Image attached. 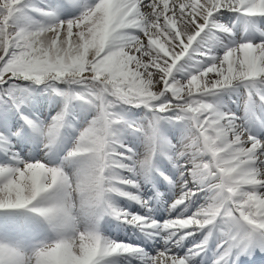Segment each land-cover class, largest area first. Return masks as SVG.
I'll return each mask as SVG.
<instances>
[{"label":"clouds","instance_id":"obj_1","mask_svg":"<svg viewBox=\"0 0 264 264\" xmlns=\"http://www.w3.org/2000/svg\"><path fill=\"white\" fill-rule=\"evenodd\" d=\"M209 3L213 11L206 9L204 13H197L203 26L191 37L185 54L209 26L218 27L224 33L231 32L223 24L214 23L221 10L264 18V0H209ZM152 12L141 8L139 0H89L72 19L78 31L70 49H64L62 42H57L59 34L53 30L64 21H36L23 41L22 52L10 57L5 65L13 74L23 72L24 68L34 69L28 78L40 79V83L67 80L85 85L84 92L72 93L70 98L87 99L94 106L95 115L76 130L60 164L36 161L42 171L32 175L39 177L38 183L25 178L5 186L6 180H0V209H27L52 233L51 238L31 247L0 242V264H103L105 258L117 254L144 255L139 248L106 236L102 231L106 219L139 225L141 230L151 229L161 235L165 249L150 257L146 264H168L170 258L164 255L168 243L182 244L196 233H203L202 239L193 245L190 256L183 257L185 264L209 245L214 233H218L220 241L217 249H222L214 264H227L240 243L233 227L237 221L245 222L249 231L255 233L256 241L264 242V141L257 139L249 127L230 119L234 115L223 111L219 104L206 100L195 106L193 102L187 104L185 118L181 120L186 126V135L179 147L171 149L174 166L181 158H186L185 165H192L191 168L180 165L185 168L180 173V192L170 205V210L184 205L183 212L162 224L156 220L144 224L142 221L147 217L132 214L117 202L119 197L133 200L135 194L128 191V187L139 188L141 181L155 170L154 156L158 151L155 125H152L144 154L126 156L121 151L126 148L122 129L130 125L115 111L119 104L139 105L163 94L157 74L149 73L145 83L132 77L135 69L130 62L126 65L130 54L135 58V51L144 47L139 32L151 34L141 62L151 63L158 56L168 54L156 43L159 41L167 49L170 40L159 28L153 32L157 22ZM194 23L184 22L183 33L195 31ZM262 43L264 41L259 44L248 41L227 47L225 56H229L233 47L240 53L235 60L229 57L228 87L234 82L239 85L264 80V55L257 56V46ZM0 47L6 55L7 42ZM23 52L28 53L26 60H22ZM145 55L147 61L143 60ZM98 67L102 71H95ZM67 115L63 110L42 130L45 147L57 143ZM156 115L154 113V117ZM50 128L54 129V136L48 135ZM125 171L131 175H124ZM185 173L188 180L182 179ZM189 182L193 187H187ZM200 192L205 193L203 202L186 214L188 204Z\"/></svg>","mask_w":264,"mask_h":264},{"label":"bare ground","instance_id":"obj_2","mask_svg":"<svg viewBox=\"0 0 264 264\" xmlns=\"http://www.w3.org/2000/svg\"><path fill=\"white\" fill-rule=\"evenodd\" d=\"M34 2L38 3V5H41L44 8L47 7L49 9H52V17L55 18L51 19L50 22L61 21L58 20L56 11H53V9H56L58 5L57 0H35ZM74 2L76 4V7L80 8V5H82L83 3L85 4V2L89 3V0H74ZM161 2L165 5V9H168V6L170 4L180 3L181 0H161ZM83 7L84 6H82V9ZM44 8L39 9L42 11H37L38 9H34V11L37 15L42 16V13L49 12ZM236 14L238 13L227 9L221 10L220 13L216 14V20L214 23H228L231 32L225 33L226 35H224L221 40H219V42L211 44V47L209 49L203 47V51L206 50L208 53L213 52L214 56H222L227 47L235 46L236 44L248 41L256 44L264 41V18L239 17L234 24H230L231 18L235 17ZM176 23L177 21L175 19L168 20V25L173 30L176 29ZM214 29H216L217 32L221 33L220 28L215 27ZM206 34H209L208 28H205L204 32L201 33L199 37H197V39L193 42L192 48L195 44L200 43L202 41L203 35ZM156 43L162 51H167L165 46L163 44H160L159 41H156ZM195 55L202 56L201 52H195ZM210 57V55L203 57L205 58V61L207 60L205 63L203 61L193 59V66L189 67V69H179L178 73L180 77L183 78L182 82L186 81L193 72L201 70L207 63H209L211 59ZM256 82L259 85V88H257L256 90L258 91V93H260L261 96H264V80L257 79ZM238 89L239 88L236 87V83L234 82L231 87L219 91L216 94V100L219 102V105L221 106L223 111L232 112L233 115L235 114V122L238 125L249 127L252 133L257 137V139L264 141V115H261V118H258L257 113H246L241 110L240 106L237 103L233 102L238 94ZM23 95L24 97L21 103L24 107H27L29 109H27V111H30L33 114L32 116L35 118V120H30L25 115H23V113H21L22 111H20L19 113L21 114V119L18 120L21 121V130L13 133L12 131H10L9 127L11 126V123L13 124L16 122L17 118H12L10 111L6 110V105H1L0 135H3L0 136V151L3 150L4 147H16L15 145H11V141L14 139L18 140L25 134L28 135L29 140H27L26 143H20L17 147L19 151H21V154L10 153L8 158L0 160V166L16 168L22 167L25 163H31L35 161H40L48 165L60 164L61 158L63 157L60 156L62 155L60 153L65 152L69 141L73 139L71 135L73 129L69 128L66 125L62 129V133L57 143L51 145L50 147H45V138L42 135V130H46L47 127H44L43 119L48 116V114L54 109L52 103L53 101L50 102L51 100H48V96L43 97L40 93H36V90L32 91L31 93L25 91L23 92ZM248 100L253 108L254 106H259V101L257 99H254L253 96H250ZM213 103L215 102L213 101ZM56 109L57 110H54V112L57 113L55 116L63 111L61 109L58 110V108ZM135 110L136 109L127 111V119L132 118ZM80 111V109L79 112L71 111L70 115L68 114L67 116H78L81 113ZM89 115H91V113H89ZM78 118L79 119L76 120V124L82 122L83 116H78ZM165 118H168L167 115L165 116ZM27 121H32V124L30 125ZM140 129L143 130V127H141ZM161 132L162 135L157 139L158 151L155 154L154 163H156L157 165L166 163V173L170 176H177L179 179L178 181H181L180 173L184 171L185 168L180 167V165H185L186 158H181L177 162V165L174 166L172 163V157L174 153L171 151V149L172 146H180L186 135V126L183 122H178L177 120L176 122H174V124H167ZM65 133H70V136H68L69 138L66 143L62 142L65 139V137H63V134ZM149 133V129L147 130V132L145 131L143 133H139V139H137L136 141L138 148H140L141 150H146L149 144ZM125 143H127V147L121 149V151L125 152L126 156L132 155V153L137 154L140 151H138L137 148L135 150V146L132 147V142L129 141ZM128 149H131L132 152H128ZM40 152L43 154L42 157L40 156ZM185 167L191 168L192 165L186 164ZM123 174L126 176L131 175L127 171L123 172ZM182 179H189L187 173H185ZM188 187H193L191 182H189ZM127 190L137 195L140 198L139 202L123 197L117 198V202L121 208L126 209L132 214L136 213L137 215L148 217L150 218V220H156L162 224L165 220L175 218L177 215L183 212V207L178 210H170L171 203L167 205V199L172 193L170 194L169 190L167 189L165 180L161 178V176L157 175L155 171H152L145 180L141 181L139 188L128 187ZM204 195V192H200L193 197L192 202L188 204V213L186 214H190L193 207H197L203 202L202 198L204 197ZM0 210L6 211L7 213H12L15 211H19L21 213V228L16 231H10V233L19 235V238L22 241L21 244L27 247H31L40 241L51 238L52 233L49 231L48 226L39 217L30 213L27 209ZM2 229L3 225L0 223V231ZM138 229L140 228L136 225L124 224L114 219H106L102 226V231L106 236L120 242L131 244L132 246L141 249L144 255L117 254L115 256L105 258L103 264H145L148 257H154L159 251H163L165 249V243L161 238V235L156 234L154 230L145 229L139 231ZM33 234H39L40 237L35 238V241H31L29 238H33ZM199 236L200 233H196L194 236L186 238L182 244H176L170 241L167 245L169 254L180 256L183 245L193 249V245L195 244L194 240L198 239ZM145 248L150 249L154 252V254L147 256L144 250ZM243 255L246 258H244V261L241 264H264V242L254 241L253 244L248 248V250L243 252ZM247 258L250 260V262H248ZM194 259L195 257H192L189 261V264H204L203 262H194Z\"/></svg>","mask_w":264,"mask_h":264},{"label":"snow or ice","instance_id":"obj_3","mask_svg":"<svg viewBox=\"0 0 264 264\" xmlns=\"http://www.w3.org/2000/svg\"><path fill=\"white\" fill-rule=\"evenodd\" d=\"M139 3L141 8L147 9L149 12L155 9V11L152 12V16L157 23L153 25L152 30L155 32L157 28H159L161 33L166 34L170 40L167 46V55L162 54L151 63L141 62L140 57L147 49L151 34L145 35L144 32H139L144 41V47L139 51H135V58H132L130 54L129 60L126 61V65L130 62L131 68L135 69V71L131 73L132 77L136 80H144L145 83H147L146 78L149 73L157 74L160 77V88L163 90V94L160 95L158 99L156 97H150L139 105L148 107L153 113H156L157 115L154 117L156 122L161 119L159 114L169 112L174 113V118L181 121L185 118L184 113L187 110V104L189 102H193V106H195V104H198L201 100H205V97L214 96L219 91L229 86L230 75L228 60L229 57L235 60L237 55H240L239 50L237 47H233L229 56H225L224 53L226 49L222 56H212L209 63L201 70L191 74L186 81H176L173 75L174 69L178 62L190 54L192 46L187 48V54H185L186 47L191 37L195 35V32L200 30L199 26H203V20L197 13H204L206 9L213 11V5L209 3V0H181L180 3L170 4L168 9H165V5L161 0H139ZM21 4L22 0H0V44H3L5 41L7 42L6 55L4 54L3 48L0 47V56L3 57L0 59V82L16 78L40 83V79L33 80L28 78L30 73L34 70L32 68H24L23 72H15V74L5 69V65L8 63L10 57L16 53L22 52L23 41L27 39V34L29 32V28H13L10 23L17 16V13L21 11ZM37 11L42 10L38 9ZM47 13L53 15L51 12ZM169 19H175L177 21L175 30L169 27ZM193 21H195L193 25L195 31L190 34H184L181 29L182 24L184 22L192 23ZM53 30L59 34L57 42H62V47L64 49H70L78 31L75 21L72 19L66 20L63 23L55 25ZM178 32L179 36L177 35ZM181 41H183V43H181ZM257 48V56L264 55V43L258 45ZM153 55H155V53H153ZM27 56L28 53L23 52L22 60H26ZM143 60L147 61L148 57L145 55ZM208 69L211 70L206 71ZM89 70L93 71L91 66H89ZM60 71L64 72L65 70L60 69ZM95 71L100 72L102 69L98 67ZM127 71L128 68L126 66L125 72L127 73ZM194 78L197 79L194 80ZM229 118L233 121L236 120L234 116ZM27 122L30 125L32 124V121ZM54 134V129L50 128L48 130V135L54 136ZM39 171L42 170L39 168L36 161L25 163L22 167H0V180H6L5 186H8L13 181L19 183V181L25 178L34 179L38 183L39 177L33 176L32 174ZM165 179L168 178L165 177ZM132 199L138 202L140 200L137 195H133ZM181 207L184 208V205L176 207L175 210ZM142 223L148 224L151 223V220L147 217ZM137 226L139 227V225ZM233 227L240 237L238 249L241 252L248 250L253 242L256 241L255 233L249 231V226L242 221L235 222ZM139 251L142 252L141 249H139ZM164 255L170 258L168 264H185L183 256L171 255L168 250L164 251ZM172 257H175V259H171ZM149 259L150 257H148L146 261Z\"/></svg>","mask_w":264,"mask_h":264},{"label":"rangeland","instance_id":"obj_4","mask_svg":"<svg viewBox=\"0 0 264 264\" xmlns=\"http://www.w3.org/2000/svg\"><path fill=\"white\" fill-rule=\"evenodd\" d=\"M35 0H22L21 4V11L17 13V16L10 22L12 26H15V28H31L33 23L36 21H42L45 23H48L51 21V19L55 17H47L45 15H37L34 9H43L41 5H38V3L34 2ZM59 4L57 5L56 9H53V11H56V16L58 20L66 21L69 19H73L75 16L79 14V12L82 10V6H85L87 4L83 3L80 5V8L76 7V4L74 0H58ZM44 9H47L49 12H51L52 9H49L45 7ZM78 9V10H77ZM80 10V11H79ZM53 13V12H52ZM41 16V17H40ZM232 22V21H231ZM224 26L228 27V23H223ZM214 26H209L208 31L209 34L203 35L202 41L198 44H195L194 47L190 50V54L185 56L184 59L177 63L176 68L174 69V78L176 81L182 82L183 78L180 77L178 71L179 69L187 70L189 67L193 66V59H196L198 61H205L203 57L205 56H214V53H208L206 50H202L203 47L206 49L210 48L209 44L217 43L225 34L221 31V33L217 32L216 29H214ZM195 52H201L202 56L195 55ZM210 57V58H211ZM203 63V64H204ZM195 67V66H194ZM193 72L192 74H194ZM236 87L239 89L240 92H247L248 95L254 94V88L259 87L258 83L256 81L245 83V84H236ZM26 88H34V89H41L39 90V93L43 96H48V100H51L50 102L53 103L54 109L43 119L44 127H47L51 122L53 117L57 114L54 112V110H57L56 108L61 110H66L67 113L70 115L71 111L79 112V109L81 110L80 114L78 116H83V120L81 123L76 124V120H78V116H67L66 125L73 129L72 132V138L76 135V130L83 127L88 120H90L95 115V108L92 104L87 102V99L85 100H76L71 99L70 94L77 93V92H84L85 91V85L80 83H66V88H62L58 85L57 81H45L42 83H36L34 81H25L23 79H16L12 78L9 81H5L2 83V89L3 91H0V107L1 105H6V110L10 111V114L12 118L21 117L20 114L17 112L22 111L27 118L30 120H35V118L32 116L33 114L30 111H26L25 108L21 106L20 103L15 104V102H10L9 97L16 100V98L21 97L23 92H25ZM17 93V94H16ZM20 93V94H19ZM22 93V94H21ZM61 93H67L69 95H61ZM205 100L209 103H213V101L216 104H219V102L216 100L215 96H208L205 97ZM233 102H236V99H234ZM136 109L134 111V114L132 115L131 119H127L126 116L127 111ZM251 110L253 108H250ZM263 110V109H262ZM16 111V112H15ZM115 111L119 112L124 119L128 122L130 127H125L122 129V139L123 143L125 142H132V147L134 149L139 151L137 155H143L145 150H141L137 146V139H139V133L147 132V130H150L149 135L152 134V125H155V139L157 142V139L159 136L162 135V130L165 128L167 124H174L177 120L174 118V113H161L159 114L161 116V119H159L158 122L154 119V113L152 110L147 109L143 105H128V104H119L115 108ZM264 111V110H263ZM28 112V113H27ZM91 113V115H89ZM232 114V112H230ZM86 115V116H85ZM165 115H168V118H165ZM10 116V117H11ZM16 120L15 123L9 122L11 125L9 127L10 131L13 133H16L21 130L20 125L21 122ZM181 122V121H178ZM143 127V130L140 129ZM1 131V130H0ZM3 132V131H2ZM62 133V132H61ZM68 134V135H66ZM3 135V134H2ZM0 135V136H2ZM32 136V135H31ZM68 136H70V133L63 134V137L65 139L62 141L66 143L68 141ZM28 139V135L25 134L23 137H20L18 140L14 139L11 141V145H15L16 147H4L3 150L0 151V160H4L8 158L10 153H20L19 149L17 148L19 144L26 143ZM73 140V139H72ZM72 140L69 141V144L67 145V148L65 149V152H61L60 156H64L67 149L71 147ZM130 144V143H129ZM127 147V143H125ZM56 149V148H55ZM41 153V152H40ZM140 153V154H139ZM15 156V155H13ZM40 156L42 157L43 154L41 153ZM54 161V160H53ZM1 162V161H0ZM1 167V166H0ZM155 171L159 176H162L164 179L167 177L168 179H165L166 185L170 191V193L174 194L176 190V185L178 182L177 176H169V174L166 173L167 166L165 164H159L155 166ZM171 194V195H172ZM170 202V201H168ZM167 202V205H168ZM194 211V210H193ZM0 223L3 225V229L0 231V242H11V243H22L21 239L19 238L18 234L10 233L11 230H19L22 226V220H21V213L19 211H15L12 213H7L6 211L0 210ZM3 221V222H2ZM5 222V223H4ZM33 238H29L31 241H35V238L40 237L39 234H33ZM40 241V240H37ZM145 252L147 256L153 255L154 252L149 250L148 248L145 249ZM201 259H196V261H200Z\"/></svg>","mask_w":264,"mask_h":264}]
</instances>
